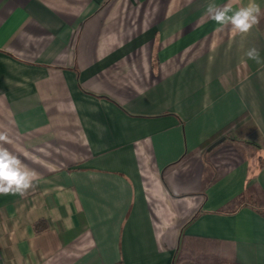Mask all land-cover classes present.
Wrapping results in <instances>:
<instances>
[{"label": "crops", "instance_id": "crops-1", "mask_svg": "<svg viewBox=\"0 0 264 264\" xmlns=\"http://www.w3.org/2000/svg\"><path fill=\"white\" fill-rule=\"evenodd\" d=\"M209 3L249 0H0V147L34 173L0 264H264V0L247 34Z\"/></svg>", "mask_w": 264, "mask_h": 264}, {"label": "clouds", "instance_id": "clouds-1", "mask_svg": "<svg viewBox=\"0 0 264 264\" xmlns=\"http://www.w3.org/2000/svg\"><path fill=\"white\" fill-rule=\"evenodd\" d=\"M261 8L256 0H249V3L234 10L230 4L218 6L209 3L206 6V15L209 19L220 26L231 25L233 30L241 34L249 33L259 23ZM247 58L257 64L264 63L260 51L252 47L245 53ZM4 134H0V141L6 140ZM34 173L21 165V162L8 152L6 148L0 147V194H21L23 195L32 185Z\"/></svg>", "mask_w": 264, "mask_h": 264}, {"label": "trees", "instance_id": "trees-1", "mask_svg": "<svg viewBox=\"0 0 264 264\" xmlns=\"http://www.w3.org/2000/svg\"><path fill=\"white\" fill-rule=\"evenodd\" d=\"M242 202L248 203L249 205H253L254 208L258 210H262L264 212V195L262 194H255L254 196L252 195L244 196L242 197ZM35 227L38 228L39 225L36 224ZM179 262H180V258H176L174 260V264H177ZM194 264H196V262H194Z\"/></svg>", "mask_w": 264, "mask_h": 264}, {"label": "water", "instance_id": "water-1", "mask_svg": "<svg viewBox=\"0 0 264 264\" xmlns=\"http://www.w3.org/2000/svg\"><path fill=\"white\" fill-rule=\"evenodd\" d=\"M222 140H223V138H219V139L215 140L212 144L209 145V147L207 149L210 150L211 148H213L214 146L219 144Z\"/></svg>", "mask_w": 264, "mask_h": 264}]
</instances>
